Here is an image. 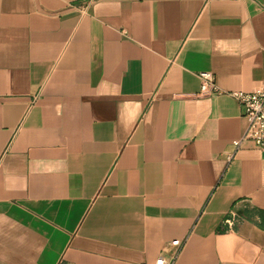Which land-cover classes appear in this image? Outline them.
Instances as JSON below:
<instances>
[{"label":"crops","instance_id":"obj_1","mask_svg":"<svg viewBox=\"0 0 264 264\" xmlns=\"http://www.w3.org/2000/svg\"><path fill=\"white\" fill-rule=\"evenodd\" d=\"M263 84L264 0H0V264H264Z\"/></svg>","mask_w":264,"mask_h":264},{"label":"built area","instance_id":"obj_2","mask_svg":"<svg viewBox=\"0 0 264 264\" xmlns=\"http://www.w3.org/2000/svg\"><path fill=\"white\" fill-rule=\"evenodd\" d=\"M199 76L202 81V95L219 91L215 73L211 71H201ZM231 94L239 101L248 122L242 137L234 141V153L238 151L244 142H251L256 147L264 149V84L254 91L239 90L233 91ZM241 220V216L232 209L225 217L224 224L231 229ZM170 244L172 248L167 251L163 249L152 263L138 264H177L184 248L185 241L174 239Z\"/></svg>","mask_w":264,"mask_h":264}]
</instances>
